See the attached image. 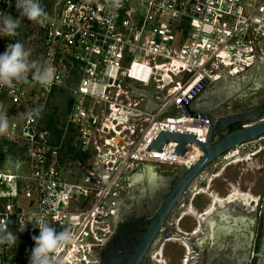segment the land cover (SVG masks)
Here are the masks:
<instances>
[{
	"label": "built area",
	"instance_id": "obj_1",
	"mask_svg": "<svg viewBox=\"0 0 264 264\" xmlns=\"http://www.w3.org/2000/svg\"><path fill=\"white\" fill-rule=\"evenodd\" d=\"M40 3L49 23L25 18L17 36L0 35V54L19 41L31 49L30 59L55 69L48 85L29 76L0 87V113L9 118L8 132L0 135V230L18 237L0 244V264H30L40 229L29 216L70 227L76 243L60 253L64 264H99L98 249L115 227L124 173L188 169L202 154L197 145L188 143L183 156L174 141L161 151L149 146L162 131L205 143L209 120L183 116L181 108L206 81L242 75L264 57V0ZM0 14L19 18L16 0H0ZM128 81L147 89L160 108L146 110V99L134 95ZM29 109H39L31 121ZM49 119L57 135L45 127Z\"/></svg>",
	"mask_w": 264,
	"mask_h": 264
},
{
	"label": "flooded vegetation",
	"instance_id": "obj_2",
	"mask_svg": "<svg viewBox=\"0 0 264 264\" xmlns=\"http://www.w3.org/2000/svg\"><path fill=\"white\" fill-rule=\"evenodd\" d=\"M263 63L264 57L258 58L246 71L254 73L250 80L246 72L238 77H223L225 87L213 99L215 117L223 116V113L233 114L264 108ZM257 73L260 81L256 82L254 78ZM225 156L217 161L218 164L221 160H233V156ZM245 157L247 154L236 157L235 160ZM217 162L204 176L184 190L155 244L148 251L147 264H170L164 259L160 245L172 241L179 242L183 248L178 264H249L253 255V236L262 197L256 198L250 192H242L238 183L235 185L225 179L227 186L223 194L212 190L211 183L222 175L226 167L233 164L224 162L225 165L220 168L223 162L216 167ZM182 171L179 167H140L135 171L125 172L118 188L117 216L121 200V210L125 213H145L151 216L150 211L156 208L158 199L168 192L170 183ZM200 195L206 196L208 202L198 213L192 203ZM187 216L193 217L195 221L188 232L180 228Z\"/></svg>",
	"mask_w": 264,
	"mask_h": 264
},
{
	"label": "water",
	"instance_id": "obj_3",
	"mask_svg": "<svg viewBox=\"0 0 264 264\" xmlns=\"http://www.w3.org/2000/svg\"><path fill=\"white\" fill-rule=\"evenodd\" d=\"M262 67L264 69V63ZM246 74L249 80L254 77L253 72ZM258 75L259 73L254 78L256 82L260 81ZM222 79L217 82L206 81L204 90L199 96L192 100L189 106H184L179 111L183 116H199L209 120L205 143L198 142L190 133L162 131L149 146V150L161 151L169 141H174L178 144L176 154L183 156L187 151V144L193 143L200 148L201 156L188 169H183L181 175L170 183L168 192L158 199L156 208L150 211L151 216L145 213L139 215L125 213L121 210L123 200L120 201L114 230L104 245L98 249L96 258L99 264H147L148 251L155 244L158 234L168 221L184 190L204 176L203 174L208 172L221 157L244 145L259 141L264 143V108L233 114L223 113L220 117L213 115L215 112L213 99L225 87ZM126 86L134 95L146 99V110L156 111L160 108V105L153 103L151 93L147 89L136 86L131 81H128ZM164 114H169V110ZM64 228L56 226L55 230L62 232ZM253 237V255L249 264H264V192Z\"/></svg>",
	"mask_w": 264,
	"mask_h": 264
},
{
	"label": "clouds",
	"instance_id": "obj_4",
	"mask_svg": "<svg viewBox=\"0 0 264 264\" xmlns=\"http://www.w3.org/2000/svg\"><path fill=\"white\" fill-rule=\"evenodd\" d=\"M118 3V0H117ZM16 8L19 18H13L9 14H0V35L15 37L22 20L38 23L41 26L49 23L52 18L45 11L40 0H16ZM31 49H26L24 44L16 41L7 45V50L0 54V87L12 88L15 83L27 82L29 76L40 85L51 84L55 75V69L39 60L30 59ZM39 109H29L26 118L31 121ZM9 129V118L5 113H0V135H4ZM11 160V157H9ZM23 223V222H22ZM28 223L38 226L39 236H33L35 248L31 252L30 264H64L60 253L70 245L76 243V237L65 227L60 233L39 217L29 216ZM18 237L6 230H0V244H14Z\"/></svg>",
	"mask_w": 264,
	"mask_h": 264
},
{
	"label": "rangeland",
	"instance_id": "obj_5",
	"mask_svg": "<svg viewBox=\"0 0 264 264\" xmlns=\"http://www.w3.org/2000/svg\"><path fill=\"white\" fill-rule=\"evenodd\" d=\"M245 152V153H242ZM239 153V154H237ZM247 154V157L240 158L239 160L236 157L244 156ZM233 156V160H221L223 165L220 168H223L225 163L232 162L233 164L226 167L222 172V175L219 178H216L211 185L212 190L220 191L223 194V191L226 188L225 180L229 182H234L235 185L238 183L239 189L242 192H250L256 198L262 197L264 192V143L262 141L244 145L230 153H228L225 158ZM225 162V163H224ZM220 163L215 165L216 167L220 166ZM81 170L77 171V175H82ZM206 196L200 195L197 196L192 203L195 210L199 213L203 209L205 203H207ZM195 224L194 218L191 216L185 217L183 222L180 225V228L184 231H189V228ZM191 239V237H188ZM160 247L163 249L164 259L170 264H178L180 255L183 253V248L179 242H165L161 243Z\"/></svg>",
	"mask_w": 264,
	"mask_h": 264
},
{
	"label": "trees",
	"instance_id": "obj_6",
	"mask_svg": "<svg viewBox=\"0 0 264 264\" xmlns=\"http://www.w3.org/2000/svg\"><path fill=\"white\" fill-rule=\"evenodd\" d=\"M45 127L47 129L51 130L56 135L58 134V131H57L56 126H55V123L52 121V119H49L48 121L45 122Z\"/></svg>",
	"mask_w": 264,
	"mask_h": 264
}]
</instances>
